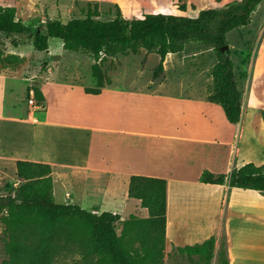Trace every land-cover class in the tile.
Returning a JSON list of instances; mask_svg holds the SVG:
<instances>
[{"label": "trees", "instance_id": "16d2710c", "mask_svg": "<svg viewBox=\"0 0 264 264\" xmlns=\"http://www.w3.org/2000/svg\"><path fill=\"white\" fill-rule=\"evenodd\" d=\"M261 0H244L225 8H208L193 12L187 3L182 9L191 15L146 13L139 18H127L121 7L114 5V17L104 19L100 2L86 1L83 16L64 22L48 19L34 35L36 49H49V39L59 38L66 50L85 51L94 58L92 76L95 87H85L87 93L99 94L112 82L101 61L119 53H137L141 48L159 55L154 78L164 71L166 56L184 51L186 45L197 42L212 45L218 61L212 68L213 92L207 100L223 109L229 123H238L242 115L240 90L233 61L221 47L227 33L251 22V15ZM20 0H0V33L28 34L33 27L16 18ZM18 54L4 55L0 49V71L8 65L20 64ZM39 105L45 101L35 84L27 87ZM264 120V109L262 110ZM53 168L49 163L20 159L16 174L21 183L13 194L0 198V208L6 210L4 222L8 239L7 258L0 264H57L63 257L79 254L73 264H165V238L168 205L166 178L132 175L128 197L140 201L148 216H131L122 221L118 213H95L77 204L58 203L54 196ZM200 181L228 184L231 187L253 189L264 193V163L248 162L228 173L216 174L204 170ZM122 224V230L119 226ZM136 243L138 244L136 246ZM216 238L211 236L194 245L177 246L180 254L198 256L209 264L214 257ZM218 264H230L226 244L219 251Z\"/></svg>", "mask_w": 264, "mask_h": 264}, {"label": "crops", "instance_id": "0c3cea01", "mask_svg": "<svg viewBox=\"0 0 264 264\" xmlns=\"http://www.w3.org/2000/svg\"><path fill=\"white\" fill-rule=\"evenodd\" d=\"M90 1L118 4L123 15L131 19L141 17L139 14H142L144 6L151 5L153 0ZM58 51L60 48L56 49V53ZM173 55L175 53L166 56L164 70L169 68L168 63ZM42 82L38 81L35 85L42 90L46 105L47 94L40 87ZM172 83L163 82L157 89H147L146 94L167 98L172 106L176 103L187 106L188 109L183 106L176 112L178 122L174 127L168 125L174 119L168 121L167 115L166 123L153 132L137 130L136 123L131 124L129 129H124L120 123V102L125 95L137 93L127 87H116L112 79L99 94L87 93L85 87L88 86H80V92L84 91V98L100 101V108H80L67 114L63 112L62 117L71 115L73 121L53 122L47 117L37 120L34 116L35 109H44L45 106L39 105L33 110L30 109L28 119L41 125L37 129L33 145L42 147L47 155L38 157L36 152L30 151L29 141L26 142V149V140L14 139L5 148L0 144V158L12 160L15 166L20 159L49 163L53 168L55 200L58 192L54 175H59L58 179L64 191L59 193L62 202L58 203L77 204L95 213L112 211L118 213L122 221L134 215L139 218L148 216L147 209L140 206L139 200L128 197V185L132 175L166 178L167 255L177 246L201 243L212 235L216 238V253L218 245L219 248L222 247L220 236L224 230V243L230 264H264V242H254L249 234H244L245 238L238 239L236 246L232 247L227 233L229 215L239 225L248 221L245 230L248 233L252 230L250 226L254 212L251 208L264 205V193L231 187L228 184L200 181L204 170L219 174L228 173L248 162L263 164L255 161L258 155L246 153L255 143V126L251 117H244L242 110L240 121L229 123L224 112H221L223 109H214L213 102L193 98L181 89L178 93H171L168 87ZM65 93L69 94L68 90ZM30 95L34 96L33 91ZM194 103H203L208 110L191 111L190 107ZM136 118L137 112L133 116L134 120ZM0 119L7 120V117L1 115ZM186 119L192 122H186ZM50 127L54 128L53 134H44ZM248 138L250 143H247ZM194 170H197L196 177L190 175ZM250 191L258 193L257 197ZM261 234L264 236V227Z\"/></svg>", "mask_w": 264, "mask_h": 264}, {"label": "rangeland", "instance_id": "374dc122", "mask_svg": "<svg viewBox=\"0 0 264 264\" xmlns=\"http://www.w3.org/2000/svg\"><path fill=\"white\" fill-rule=\"evenodd\" d=\"M241 1L244 0H153L151 5L144 6L142 14L139 15L142 17L146 13L159 12L191 15L190 10L182 9L183 3L194 7L193 12H198L208 8H225ZM85 7V0H20L16 18L32 26L33 31L28 34L0 33V49L4 55L18 54L23 58L20 64L5 66L0 71L2 72L0 116L6 115L7 117V120L0 119V144L4 145V148L11 140H26L24 148L27 149L26 142L29 141L31 152H36L38 157L47 155L42 147L33 145L37 136L35 134L41 125L28 119L30 109H34L28 102L31 96L27 92L28 84L43 81L40 87L47 94V104L45 105L44 102L42 104L45 108L35 109L34 116L37 120L47 117L53 122L73 121L71 115H66L67 118L62 117L63 112L67 114V112L71 113L80 108L90 110L100 108V101L84 98V91L80 92L79 89L82 85L96 86V79L92 76L91 68L95 60L91 54L82 50H66L59 38L49 39L50 51L36 49L33 41L40 24H44L48 19H60L66 22L73 17H81L84 15L82 9ZM100 10L104 19L113 18L115 15L114 5L111 3H100ZM224 45H227L224 52L233 61L236 80L242 91L243 116H250L255 126V143L246 153L258 155L255 161L264 163V120L262 116L264 109V0L260 1L252 13L249 25L238 27L227 33V42ZM59 48L60 51L56 53V49ZM217 61L218 55L212 45L191 42L186 45L184 51L173 55L168 63L169 68L157 78H154L153 72L159 63V55L155 52H148L144 48L137 53H119L115 57L105 58L101 61V65L105 73L114 80L116 87H127L137 93V95H125L120 102L121 126L129 129L131 124L136 123L137 130L153 132L166 123L167 115L168 121L171 122L174 119L173 123L169 122L168 125L174 127L178 122L176 112L183 106L185 109L188 108L181 103L172 106L169 104V99L147 95L146 90L157 89L161 83L171 81L173 85L168 87L171 93H178L181 89L193 98L207 100V96L213 92L211 71ZM67 90L70 95L65 93ZM214 104V109L222 110L219 104ZM193 109L208 110L203 103L192 104L190 110ZM136 112L137 118L134 120L133 116ZM186 122L191 123L192 121L186 119ZM53 132L54 128L50 127L44 134H53ZM247 143H250V138L247 139ZM196 172L197 170H194L190 175L196 177ZM58 176V174L54 175L58 192L56 201L62 202L59 197L62 188ZM20 183L21 180L17 177L13 161L0 158V198L13 194L14 189ZM250 192H254L253 196L257 197L258 193ZM251 210L254 212V217L253 220L251 219L250 229L252 230L249 233L245 230L248 221L245 220V223L239 225L235 218L229 215L227 233L232 247L236 246L238 239L245 238L248 234L254 242H264V236L261 234L264 227V205L259 204ZM5 214L6 210L0 208V261L7 258L5 242L8 239V233L3 219ZM121 230L122 224L119 226V231ZM220 237L223 246L224 230ZM221 248L218 245L209 264H218ZM77 257L79 254L63 257L57 264H73ZM164 263L206 264L204 259L180 254L175 248L168 255L165 251Z\"/></svg>", "mask_w": 264, "mask_h": 264}, {"label": "built area", "instance_id": "2783aa9c", "mask_svg": "<svg viewBox=\"0 0 264 264\" xmlns=\"http://www.w3.org/2000/svg\"><path fill=\"white\" fill-rule=\"evenodd\" d=\"M28 102H29L30 106H32V107H34V108H36V107L39 106V104H38V102H37V100L35 99L34 96H31V97L28 99Z\"/></svg>", "mask_w": 264, "mask_h": 264}, {"label": "water", "instance_id": "95a60500", "mask_svg": "<svg viewBox=\"0 0 264 264\" xmlns=\"http://www.w3.org/2000/svg\"><path fill=\"white\" fill-rule=\"evenodd\" d=\"M225 49H227V45H224L221 47V50L224 51ZM49 50V49H48ZM50 51V50H49Z\"/></svg>", "mask_w": 264, "mask_h": 264}]
</instances>
